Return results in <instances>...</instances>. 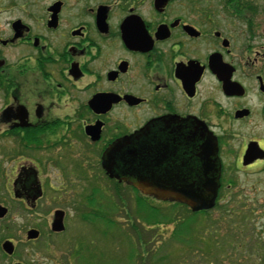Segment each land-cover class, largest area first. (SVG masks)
Segmentation results:
<instances>
[{
	"label": "flooded vegetation",
	"instance_id": "1",
	"mask_svg": "<svg viewBox=\"0 0 264 264\" xmlns=\"http://www.w3.org/2000/svg\"><path fill=\"white\" fill-rule=\"evenodd\" d=\"M104 179L181 233L234 238L217 226L264 205V0H0V253L12 218L46 214L47 241L74 243L60 264L80 263ZM189 186L215 187L211 207Z\"/></svg>",
	"mask_w": 264,
	"mask_h": 264
},
{
	"label": "rangeland",
	"instance_id": "2",
	"mask_svg": "<svg viewBox=\"0 0 264 264\" xmlns=\"http://www.w3.org/2000/svg\"><path fill=\"white\" fill-rule=\"evenodd\" d=\"M59 175L57 170L51 169L45 174V179H48L45 185L47 193L45 211L55 205L52 200L57 194L52 189L58 187ZM103 192L104 199L99 201L100 206H93L97 215L84 224V230L74 231L75 239L78 241L76 243H81L83 248L82 260L76 264H227L230 253L234 254L230 264H264V236L261 233L264 205L256 204L253 212L246 216L247 219L244 216L237 219L233 217L217 226L227 228V224L229 227L234 224L236 231L234 238H231L205 230L207 226L213 227L212 221L215 220L206 221L207 225L205 222L202 224L201 219L193 220L191 223L190 220L183 230L186 231L184 233H181L177 221L170 228L168 207L157 206L156 210L149 207L148 209L145 208L147 205L145 201L138 200L139 207L148 212L139 210L130 189L115 187L105 182V179ZM144 216L154 218H150L151 222L148 223ZM31 218L27 221L12 218V236L7 237L16 245V252L12 257L0 253V264L12 262L60 264L58 259L63 262L65 257L63 251L65 254L72 252L74 243L66 242L69 240L68 236L65 237L66 240L64 238L58 240L55 237L47 241L45 238L44 227L50 221V217L44 214L37 220ZM155 220L156 222H153ZM29 227L40 228L44 234L43 239L27 244L23 231Z\"/></svg>",
	"mask_w": 264,
	"mask_h": 264
},
{
	"label": "water",
	"instance_id": "3",
	"mask_svg": "<svg viewBox=\"0 0 264 264\" xmlns=\"http://www.w3.org/2000/svg\"><path fill=\"white\" fill-rule=\"evenodd\" d=\"M96 138H97V134H96ZM204 153H206V147L204 148ZM215 183V182H214ZM212 181L209 182V185H213L214 184ZM140 190L147 195L151 194V189L147 188V189H143L140 188ZM188 191H189V198L188 200V205L193 209V210H201V209H206V208H210L212 203L211 200L214 197L215 194V187H211V186H204V187H194V186H189L188 187ZM198 195H202L201 198V202H197V203H192L191 202V197L193 196H198ZM186 200V199H184ZM62 214L60 212H56L54 214V218L52 220L51 223V230L53 232H61L63 231L64 227L62 224ZM39 233L36 230H30L27 233V240H35L38 238ZM3 251L5 252V254L7 255H11L13 253V246L11 243L9 242H5L2 246ZM17 264H21V263H17Z\"/></svg>",
	"mask_w": 264,
	"mask_h": 264
},
{
	"label": "trees",
	"instance_id": "4",
	"mask_svg": "<svg viewBox=\"0 0 264 264\" xmlns=\"http://www.w3.org/2000/svg\"><path fill=\"white\" fill-rule=\"evenodd\" d=\"M135 201H138V200H135ZM135 204H136V206H138V202H136ZM153 214H155V212H154V211H153ZM155 215H156V214H155ZM151 217H152V216H151ZM151 217H149V218H148V217H146V218H147V221H149L148 223H150V222H151V221H150V218H151ZM153 218H154V217H153ZM153 218H151V219H153ZM144 221H145V220H144ZM189 221H190V220H189ZM189 221H188V222H189ZM153 222H156V220H155V221H153ZM191 222H193V220H192V219H191L190 223H191Z\"/></svg>",
	"mask_w": 264,
	"mask_h": 264
}]
</instances>
